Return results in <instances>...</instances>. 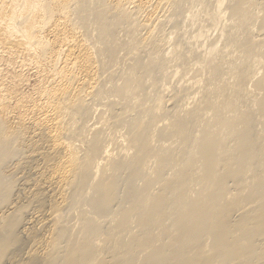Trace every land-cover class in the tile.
<instances>
[{
    "label": "bare ground",
    "instance_id": "obj_1",
    "mask_svg": "<svg viewBox=\"0 0 264 264\" xmlns=\"http://www.w3.org/2000/svg\"><path fill=\"white\" fill-rule=\"evenodd\" d=\"M0 264H264V0H0Z\"/></svg>",
    "mask_w": 264,
    "mask_h": 264
},
{
    "label": "rangeland",
    "instance_id": "obj_2",
    "mask_svg": "<svg viewBox=\"0 0 264 264\" xmlns=\"http://www.w3.org/2000/svg\"><path fill=\"white\" fill-rule=\"evenodd\" d=\"M30 70H31V69H30ZM27 71H28V72H27ZM27 71L25 72V74H26V75H29V78H30V79H29L28 76H27V79L24 78L25 81L28 80L27 83L24 82V83H22V84L20 85V86L24 89V91H23V89H21V87L19 86V90L23 91V93L25 92L26 94H27V92L30 93L29 91H30V90H33V89L35 88L34 86H36V84H37L36 81H38V80H36V77H33V76H35V73L32 72L33 70H31L32 73L29 71V69H27ZM28 73H30V74H28ZM25 74H24V75H25ZM24 77H25V76H24ZM31 77H32L33 79H32ZM33 80H35V81H33ZM32 82H36V83H32ZM31 84H33V85H31ZM22 85H23V86L25 85L24 87H26V88H24ZM29 87H30V88H29ZM32 87H34V88H32ZM27 90H28V91H27Z\"/></svg>",
    "mask_w": 264,
    "mask_h": 264
}]
</instances>
